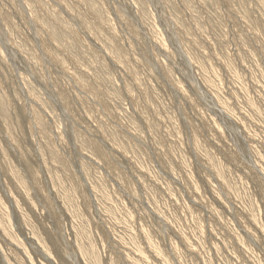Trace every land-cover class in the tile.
Segmentation results:
<instances>
[{"label":"rangeland","instance_id":"1","mask_svg":"<svg viewBox=\"0 0 264 264\" xmlns=\"http://www.w3.org/2000/svg\"><path fill=\"white\" fill-rule=\"evenodd\" d=\"M0 264H264V0H0Z\"/></svg>","mask_w":264,"mask_h":264}]
</instances>
